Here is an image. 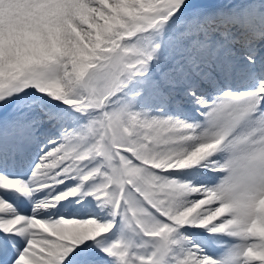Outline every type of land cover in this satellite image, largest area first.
<instances>
[{
	"label": "snow or ice",
	"instance_id": "obj_1",
	"mask_svg": "<svg viewBox=\"0 0 264 264\" xmlns=\"http://www.w3.org/2000/svg\"><path fill=\"white\" fill-rule=\"evenodd\" d=\"M0 264H264V0H0Z\"/></svg>",
	"mask_w": 264,
	"mask_h": 264
}]
</instances>
